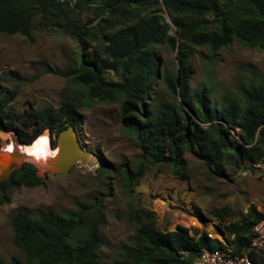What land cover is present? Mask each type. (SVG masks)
Returning <instances> with one entry per match:
<instances>
[{
  "label": "trees",
  "instance_id": "1",
  "mask_svg": "<svg viewBox=\"0 0 264 264\" xmlns=\"http://www.w3.org/2000/svg\"><path fill=\"white\" fill-rule=\"evenodd\" d=\"M162 10L170 17L173 35L158 15ZM46 31L77 44L78 60L62 74L75 88H64L57 106L22 113L8 109L10 97H0V131L13 133L20 144L29 146L48 131L54 150L62 130L77 129L84 101H94L117 104L121 126L135 135L140 162L136 173H126L127 187L138 184L150 165H166L173 174L186 177L184 153L220 178L227 166L247 170L264 159V82L248 79L237 86L235 96L225 98V104L212 107L207 91L189 89L186 51V46L208 47V61L233 41L264 51V0H0V33L31 43L35 32ZM162 43L176 54L174 74H165L162 81L171 99L148 108L158 76L151 48ZM42 184L36 169L24 164L8 182L0 183V203L7 204L16 189ZM129 208L137 228L114 264H191L202 249H224L197 229L178 226L163 232L154 213L134 204ZM90 213L83 204L76 211H49L37 217L15 213L14 246L26 256L25 264H101L100 223L88 221ZM263 219L250 208L239 222L226 227L225 240L234 254L250 242L252 227ZM182 252L191 256L184 259ZM262 256L263 252L252 253L250 259L264 264ZM0 264L24 263L0 257Z\"/></svg>",
  "mask_w": 264,
  "mask_h": 264
},
{
  "label": "rangeland",
  "instance_id": "2",
  "mask_svg": "<svg viewBox=\"0 0 264 264\" xmlns=\"http://www.w3.org/2000/svg\"><path fill=\"white\" fill-rule=\"evenodd\" d=\"M158 15L173 35L167 12ZM33 38L30 43L21 36L0 33V97H10L7 107L17 113L57 106L58 94L64 88H75L62 74L78 60L77 44L65 35L47 31L35 32ZM151 49L158 76L146 103L155 108L171 99L162 81L165 74H174L176 54L167 43ZM186 51L189 89L207 91L212 107L225 104V98L235 96L237 86L248 79L264 82V51L245 48L236 41L212 61L206 60L211 54L208 47L186 46ZM79 116L76 135L87 155L84 164L76 163L66 175H56L26 162L36 169L43 184L16 189L7 204L0 203V257L4 260L26 263V256L13 243L11 217L18 212L37 217L49 211H76L80 204L90 207L88 221L100 223L101 264H114L121 248L131 243L137 228L130 218L131 204L154 213L163 232L175 231L178 226L197 229L224 244L226 227L239 222L250 208L264 216V176L227 166L225 176L216 177L188 153L183 154L186 177L173 174L166 165H150L138 184L127 187L126 173H136L141 154L134 133L119 122V106L84 101ZM44 134L49 144L48 131ZM13 137V133L0 131V148ZM262 258L264 261V251Z\"/></svg>",
  "mask_w": 264,
  "mask_h": 264
},
{
  "label": "water",
  "instance_id": "3",
  "mask_svg": "<svg viewBox=\"0 0 264 264\" xmlns=\"http://www.w3.org/2000/svg\"><path fill=\"white\" fill-rule=\"evenodd\" d=\"M13 139L16 144L25 146L20 144L15 137ZM56 148L57 154L46 169L48 173L66 175L74 164H84L87 158L76 135V129L72 126H68L58 134ZM0 153H2V156H0V183L8 182L11 174L20 169L26 162H24L22 154L17 151H11L10 153L1 151Z\"/></svg>",
  "mask_w": 264,
  "mask_h": 264
},
{
  "label": "built area",
  "instance_id": "4",
  "mask_svg": "<svg viewBox=\"0 0 264 264\" xmlns=\"http://www.w3.org/2000/svg\"><path fill=\"white\" fill-rule=\"evenodd\" d=\"M247 170L256 175L264 176V159L250 164ZM251 232L252 238L250 242L239 254H234L225 241V244L221 242L224 246L223 250L202 249L191 259V264H253L250 259L251 254L264 251V219L255 224ZM181 255L184 259H188L191 256L189 252H182Z\"/></svg>",
  "mask_w": 264,
  "mask_h": 264
},
{
  "label": "bare ground",
  "instance_id": "5",
  "mask_svg": "<svg viewBox=\"0 0 264 264\" xmlns=\"http://www.w3.org/2000/svg\"><path fill=\"white\" fill-rule=\"evenodd\" d=\"M12 139L0 150V152L3 151L5 153H10L11 151H17L22 154L24 162L35 164V166L41 171H45L49 167L48 165L52 163L54 156L57 154L55 150L53 152L49 148L48 136L46 134L40 135L29 146H20L15 143L14 139ZM0 156H2V153H0Z\"/></svg>",
  "mask_w": 264,
  "mask_h": 264
}]
</instances>
